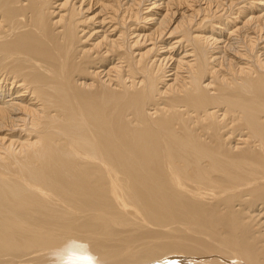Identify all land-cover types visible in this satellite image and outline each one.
<instances>
[{"label":"bare ground","instance_id":"1","mask_svg":"<svg viewBox=\"0 0 264 264\" xmlns=\"http://www.w3.org/2000/svg\"><path fill=\"white\" fill-rule=\"evenodd\" d=\"M264 264V0H0V264Z\"/></svg>","mask_w":264,"mask_h":264},{"label":"clouds","instance_id":"2","mask_svg":"<svg viewBox=\"0 0 264 264\" xmlns=\"http://www.w3.org/2000/svg\"><path fill=\"white\" fill-rule=\"evenodd\" d=\"M47 259L48 264H102L91 244L76 237H70L59 247L49 250Z\"/></svg>","mask_w":264,"mask_h":264}]
</instances>
